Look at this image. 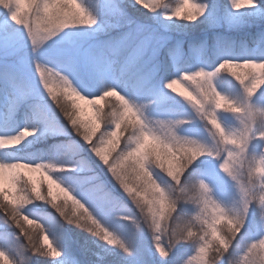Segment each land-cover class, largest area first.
Segmentation results:
<instances>
[{"label":"clouds","instance_id":"obj_1","mask_svg":"<svg viewBox=\"0 0 264 264\" xmlns=\"http://www.w3.org/2000/svg\"><path fill=\"white\" fill-rule=\"evenodd\" d=\"M0 17V264H264V0Z\"/></svg>","mask_w":264,"mask_h":264},{"label":"trees","instance_id":"obj_2","mask_svg":"<svg viewBox=\"0 0 264 264\" xmlns=\"http://www.w3.org/2000/svg\"><path fill=\"white\" fill-rule=\"evenodd\" d=\"M133 15H136V14L133 13ZM138 18L144 19L143 17H138ZM247 30H249V29H246V31ZM250 30H254V29H250ZM236 34L238 35V33H236ZM198 35H200L199 30H197L196 32H193V33H189L187 36L184 37V39L187 41V40L191 39L193 36H198ZM185 49L187 50V44H185ZM52 142H53V139L49 138L46 141H41V142L37 143L36 147L37 148L44 147V146H46V144H51ZM73 235L76 236V238L78 240H80V241L83 240L82 236H79L75 233ZM89 247L92 249V251L97 250L94 245H89ZM71 253L75 254L78 258H80L82 261H85V262L89 259H95V257L91 255V252L85 253L82 250V248L80 247L79 243H76V244L74 243L72 245ZM106 260L108 261V264H120V257L118 255L106 256ZM39 264H46V262L40 261Z\"/></svg>","mask_w":264,"mask_h":264},{"label":"rangeland","instance_id":"obj_3","mask_svg":"<svg viewBox=\"0 0 264 264\" xmlns=\"http://www.w3.org/2000/svg\"><path fill=\"white\" fill-rule=\"evenodd\" d=\"M141 20H143V19H141ZM6 31H7V21L3 17H0V32H6ZM161 55H163V54L161 53ZM14 111H15L14 107L10 106L9 113L14 112ZM0 130H2V129H0ZM73 257L78 258L75 254L71 253L69 258L65 261V264H75ZM78 259H80V258H78Z\"/></svg>","mask_w":264,"mask_h":264}]
</instances>
